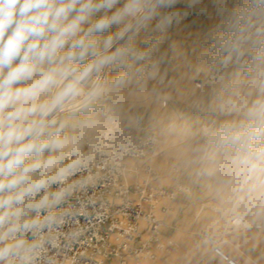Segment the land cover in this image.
I'll return each instance as SVG.
<instances>
[{"label": "clouds", "instance_id": "clouds-1", "mask_svg": "<svg viewBox=\"0 0 264 264\" xmlns=\"http://www.w3.org/2000/svg\"><path fill=\"white\" fill-rule=\"evenodd\" d=\"M180 3L0 0V264H56L62 231L79 215L72 201L92 181L90 109L111 89L157 77L154 55L189 15ZM227 19L216 41L222 63L245 68L247 79L219 105L225 118L203 127L195 152L209 165L201 175L243 210L239 225L264 209V0H245Z\"/></svg>", "mask_w": 264, "mask_h": 264}, {"label": "bare ground", "instance_id": "bare-ground-1", "mask_svg": "<svg viewBox=\"0 0 264 264\" xmlns=\"http://www.w3.org/2000/svg\"><path fill=\"white\" fill-rule=\"evenodd\" d=\"M216 2L217 0H215ZM242 2L245 0H237L236 7ZM211 21H221L225 28L224 25L219 26L212 32L213 49L210 62L202 66L196 62L189 69L185 66L180 67L174 71L173 78L169 80L158 74L155 79H151L153 86L150 85V80H135L124 88L109 90L90 109L89 114L98 120V125L94 131L86 136L85 143L88 146L93 145L100 131L110 132L115 125L128 129H149V132L159 134V136L157 135V147L161 149L157 150L150 158H126L125 161L128 166L142 168L147 163L154 164L160 171L158 175L153 177L158 183L169 178L167 167L170 162L183 161L184 171L181 170L178 174L182 176L192 174V163L194 162H198L202 169L208 167L209 165L201 161L199 154L195 152L198 146L204 144L199 140L203 127L209 126L208 123L202 121L203 118L201 119L204 111L200 104L202 102L209 104L210 111L215 110L219 118L223 120L225 117L221 116L218 110L219 105L224 100L221 98H224L223 95L226 93L229 96L236 89L234 85H238L239 81L247 79L245 68L233 64L225 66L222 63L223 56L216 41L225 34L228 19L215 17ZM216 64H221L223 68L221 78L217 83H215L217 80H214L209 82L210 84L203 85L201 81L196 79L204 73L211 74V70L215 69ZM213 94L218 96L213 98ZM167 100L170 101V104L164 108L163 106L167 105ZM187 105L192 112L184 109ZM131 108H134L133 113L130 111ZM216 114L214 116L218 117ZM78 115L82 116L84 113H78ZM136 115L141 121L138 127H136ZM69 118L74 119L73 117ZM127 123L128 125L124 126ZM172 172L173 175H176L173 170ZM203 178L208 181L210 177L204 175ZM186 187L187 192L190 191V187L188 185ZM203 192L204 190L198 196L197 192L194 191L191 194L192 203L188 207L179 203L174 206L175 200L172 201L173 210L163 225L165 231L171 235L163 237L162 231L161 235L164 239L168 238L175 241L178 248L171 252H162L156 260H145L140 264H189V260L195 257H197L198 264H207L209 252L207 251L208 246L200 240L202 234H204V240L208 244V235H222L228 241L223 245L224 249L236 257L239 256L238 249L243 253L246 252L242 248L244 242L251 254L245 253L244 257L264 264V236L251 229V226L258 227V225L264 228V210L252 209L251 212L244 215L246 221L242 225L233 227L231 225L232 215L241 214L243 210L234 209L231 200L226 196L217 194L213 201H210ZM232 209L235 212L231 215ZM259 213L263 215L261 220H258L261 216ZM225 224H228L229 228L223 227ZM191 227H194L192 228L193 233L186 234ZM222 227L223 229L218 231ZM226 233L228 234L227 237H225ZM187 249L190 250L187 251ZM115 261L116 259L110 256L105 259L104 264H115ZM213 264H221V261L216 260Z\"/></svg>", "mask_w": 264, "mask_h": 264}, {"label": "built area", "instance_id": "built-area-1", "mask_svg": "<svg viewBox=\"0 0 264 264\" xmlns=\"http://www.w3.org/2000/svg\"><path fill=\"white\" fill-rule=\"evenodd\" d=\"M215 79L216 74L207 77L208 81ZM136 119L138 127V115ZM157 150L156 133L118 125L110 132L100 131L93 145L84 143L91 158L85 175H91L92 181L72 201L79 215L62 231L60 246L54 251L56 264H104L110 256L117 264H140L178 248L175 241L162 237L161 228L173 208L172 201L186 193L187 187L180 182L172 186L156 183L150 163L140 168L125 161L128 157L150 158ZM173 171L179 174L181 169L175 166ZM236 216L231 218L233 227L246 221L244 218L238 225ZM207 240L212 252L218 257L224 253L230 264H259L245 258L240 249L238 257L227 252L223 245L228 241L222 235L210 234Z\"/></svg>", "mask_w": 264, "mask_h": 264}, {"label": "rangeland", "instance_id": "rangeland-1", "mask_svg": "<svg viewBox=\"0 0 264 264\" xmlns=\"http://www.w3.org/2000/svg\"><path fill=\"white\" fill-rule=\"evenodd\" d=\"M237 0H225L224 3H220L219 0L215 3V0H200V3L197 5H194L191 9H188V0H181V3L178 4L176 7L181 10L187 9L189 11V15L186 18H183L179 23H173L172 27L167 32V38L166 40L160 45L159 51L154 55V59H158L160 61L159 64V76L163 75V77L166 80H169L170 78H173V73L176 69L180 67H184L189 69L193 67L194 63L199 62V64L205 65L206 63L211 61V55H212V49H213V41L211 39L212 32L219 26H223L224 23L221 21H211L215 17H219L220 19H227L229 11L236 7ZM224 9L222 12L221 9ZM200 9H204V11H200ZM225 28V25L223 26ZM112 31H115L113 29ZM143 39V37H142ZM140 47H143L142 43H139ZM235 65V64H233ZM214 70H211V74L217 75V80L215 83H217L221 78L222 73V65L216 64ZM209 76V73H204L200 77L196 78L198 81H201L203 85L210 84L207 77ZM175 81V79H173ZM150 85L153 86V82L150 80ZM213 83V84H215ZM239 85V84H238ZM238 85H234L236 88L233 92H235L238 88ZM218 94V93H217ZM213 94V98L217 95ZM223 95V94H218ZM217 95V96H218ZM229 95V94H228ZM230 96V95H229ZM229 96H227V93L223 95L224 98L221 99H227ZM226 97V98H225ZM170 101L167 100V105L163 106L164 108L169 106ZM200 107L204 111V113L201 116V119L203 118L204 123H208L210 127H215L219 124L221 119L219 118V115L216 114L217 112L215 110L209 109V104L202 102L200 104ZM184 109L186 111L192 110L189 108V105L185 106ZM131 113L134 112V108H131ZM214 114L218 115V117L214 116ZM125 124L124 126H127ZM198 127V126H197ZM140 132H147L150 131L149 129H138ZM157 134V133H156ZM159 136V134H157ZM200 142L205 143L206 138L204 137L203 133H200L199 136ZM90 145V143H89ZM91 146V145H90ZM161 148H158V151ZM146 164V163H145ZM155 175H158L160 173L159 168H157L154 164ZM180 167L181 170H183V161L177 160L175 162H170L167 167V175L169 178L165 179L161 184L172 186L175 182H180L181 184L185 186L190 187V191L187 193L180 194L173 203L175 204H183L184 207H188L192 203L191 194L196 191L197 195L199 196L202 191L206 194V198L210 201H213V199L218 194V183L214 178H209L208 181H205L203 178L204 175L198 176L197 172H202V168H200V164L198 162L192 163V174L190 176L186 175H173V166ZM184 171V170H183ZM200 172V173H201ZM176 176V177H175ZM155 181V180H154ZM156 182V181H155ZM158 183V182H156ZM172 204V205H173ZM257 211H261L264 209H257L253 208ZM173 210V209H172ZM235 212L234 209L231 210V215ZM260 218L257 219L261 220L263 215L259 213ZM263 225V224H262ZM227 226L229 228L228 224L223 225ZM219 229L218 231H221L223 229ZM194 227H191L189 231L186 232V234L193 233ZM252 230H255L256 232H259L260 235L264 236V228L261 225H258V227L251 226ZM162 235L169 236L171 235L169 232L165 231L164 227L161 228ZM209 233V231H207ZM206 232V234H207ZM220 234V232H217ZM227 233L226 236L227 237ZM204 234L200 236V240L204 242L208 246V263L207 264H213L216 260L220 261V258L216 256L212 250L211 246L204 240ZM176 241H178L177 238H175ZM242 248L246 251L248 255H251L246 244L242 243ZM190 249H187L189 251ZM244 253V255H245ZM154 258L153 260H156ZM197 257L192 258L189 260V264H198L197 263ZM115 264H117V261H115ZM227 264V263H226Z\"/></svg>", "mask_w": 264, "mask_h": 264}, {"label": "crops", "instance_id": "crops-1", "mask_svg": "<svg viewBox=\"0 0 264 264\" xmlns=\"http://www.w3.org/2000/svg\"><path fill=\"white\" fill-rule=\"evenodd\" d=\"M86 141V140H85Z\"/></svg>", "mask_w": 264, "mask_h": 264}]
</instances>
